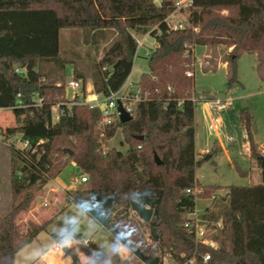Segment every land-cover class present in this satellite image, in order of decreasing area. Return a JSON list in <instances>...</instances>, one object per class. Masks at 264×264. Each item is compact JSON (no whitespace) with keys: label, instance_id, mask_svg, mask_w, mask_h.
I'll list each match as a JSON object with an SVG mask.
<instances>
[{"label":"trees","instance_id":"1","mask_svg":"<svg viewBox=\"0 0 264 264\" xmlns=\"http://www.w3.org/2000/svg\"><path fill=\"white\" fill-rule=\"evenodd\" d=\"M175 1L162 0L157 5L153 0H0V109L9 111L15 124L4 131L0 128V138L10 149L12 197L23 196L0 217V264H7L3 245L13 257L44 230L46 224L28 225L20 234L16 217L33 203L31 190L47 186L69 162L78 169L75 174L80 182L86 180L66 193L67 201L77 204L101 229L122 232L131 255L141 263L161 264L159 257L144 255L139 249L146 238L136 219L111 221L117 210L130 209L131 201L153 211L147 223L149 239L159 245L161 256L181 264L192 257L196 264H264V184L226 188L227 204L220 211V224L206 226L208 240L215 247L196 244L192 232L183 227L196 198L210 197L211 190H217L186 192L196 189L194 172L199 166L194 140L195 101L199 99L193 87V50L225 48L230 90L237 82L239 57L264 55V0H193L189 26L184 30H174L166 23ZM64 30L79 33L83 44L94 51L102 50L91 71V88L103 98L120 91L132 73L137 47L134 35L156 39L147 59L149 73L135 84L139 99L129 104V122L120 123L113 114L110 126L97 129L101 110L87 105L72 107L52 121L51 107L65 101L66 80H50L39 68L42 61L61 57L60 33ZM108 34L115 41L104 47ZM187 72L193 75L186 76ZM82 77L74 73V78ZM250 120L246 111L227 110L222 116L223 137L233 131L242 133L238 145L244 143L250 160L259 166L261 150L251 136ZM119 131L126 150L103 152L102 142ZM136 136L142 140H135ZM15 142H26L28 147L21 149ZM2 232L9 240L1 237ZM69 233L81 241L79 235ZM77 247L89 259L86 264H120L117 253H103L90 240L87 248ZM206 254L209 260L204 263ZM65 257L70 264L78 261L73 249Z\"/></svg>","mask_w":264,"mask_h":264},{"label":"rangeland","instance_id":"2","mask_svg":"<svg viewBox=\"0 0 264 264\" xmlns=\"http://www.w3.org/2000/svg\"><path fill=\"white\" fill-rule=\"evenodd\" d=\"M188 12L181 16H176V20L185 21ZM225 13V12H224ZM136 40H142V46L136 49L132 73L124 84L126 91L129 86L135 87L142 74L149 73L147 66V52H151L156 47V39L148 34L142 36L135 34ZM104 42L107 47L115 41V38L108 34ZM61 53L59 59H47L40 64V72L52 78L68 80L78 73L83 77L80 79L84 83L85 96L87 101H100L103 97L95 95L91 88L92 68L102 56V50L94 51L91 47L84 45L81 35L64 30L60 33ZM194 78L193 87L199 101L195 104V150L208 151L206 157L198 161L195 169V181L198 184L195 188L207 191L209 187H216L211 190L210 197L196 198L195 209L197 219L200 224L208 223L220 224V211L227 204L225 199L226 188L242 186H260L262 177L259 166L254 160H250L246 145H238L239 137L242 133L233 131L230 137L234 139V144L227 146L220 134H209L206 116L204 117L203 101L207 97L216 96L219 99L229 97L238 113L246 111L251 118L250 133L257 146L264 150V55L242 54L236 62L237 82L228 90L226 86L227 71L224 65V58L227 51L223 47L215 50L206 47H195L194 50ZM60 82V81H59ZM61 83V82H60ZM14 119L9 111H0V128L4 131L14 128ZM103 125L99 123L97 129ZM121 132L109 141L102 142L103 152L116 148L126 150V145H121ZM224 143L225 150L220 148V141ZM17 147L20 144L15 142ZM264 156V151L260 152ZM10 149L0 138V217L23 200L21 197H12L10 189L11 163ZM76 167L73 162H69L62 172L50 183L43 187H34L31 194L35 196L27 212L20 213L16 217L15 226L20 234L25 233L28 225L46 224L44 230L28 245L21 248L15 256L3 245L7 264H50L52 260L58 258L57 253H53L52 246L56 240L63 241L65 252L73 249L77 256L76 264H86L89 260L78 249L79 241L74 239L69 231L74 235H79L81 240H90L94 245L106 254H115L120 258V264H143L131 255L128 249V240L122 232L111 233L101 229L96 222L75 203L68 202L66 193L73 192L81 183L80 177L76 176ZM53 187L57 190V195L49 189ZM215 195L216 199L211 201ZM46 204V206H44ZM134 217L139 224L141 232L145 236V243L139 249L144 255L161 257L159 245H155L149 239V228L146 223L139 220L130 209H120L113 215L111 221L118 222L121 219ZM2 238L9 240V235L1 233ZM56 239V238H55ZM6 239L4 244H7ZM126 249V254L120 255L116 249L119 247ZM2 254V252L0 251ZM164 255V254H163ZM43 256V257H42ZM65 259L63 260V262ZM71 263V261H70Z\"/></svg>","mask_w":264,"mask_h":264},{"label":"built area","instance_id":"3","mask_svg":"<svg viewBox=\"0 0 264 264\" xmlns=\"http://www.w3.org/2000/svg\"><path fill=\"white\" fill-rule=\"evenodd\" d=\"M193 0H176L174 2V10L168 15L166 23L167 26L174 30H184L186 29L188 24V18L185 21L176 20V16H181L185 11H189V9L192 7ZM188 14V13H187ZM188 17V15H187ZM136 49L138 47L142 46V40H136ZM147 56H149L150 52H145ZM16 73H21L19 69H15ZM193 75L192 72H187L186 76L191 77ZM130 90L126 91V89L123 87L120 91H118L116 94L111 95L110 97L103 98L100 101L93 100L92 102L87 101V98L85 94L83 93L84 89V83L80 79L77 78H70L66 80L64 89L66 90V97L65 101L63 103H58L54 106H52V121L56 122L60 118V116L65 115L68 111L72 109V107L76 106H83L87 105L90 107V109L99 108L102 113L101 118V124L102 127L110 126L113 122V114L116 115L118 118V114L116 112L117 107L116 103L119 100L122 103V106H124L125 111L130 115L132 111V106L129 104L134 103L139 99V91L133 87L129 86ZM18 97H20V94H18ZM198 101H195V104ZM128 103V104H127ZM204 107L206 106L207 110V121L209 122L208 125V132L209 134H220L222 139L226 143L234 141L232 137L224 136L223 137V128H224V121H222L223 113L226 112L229 109L234 108L233 101L229 97H224L222 99H219L215 97L212 100H206L205 102H202ZM0 111H4L0 109ZM17 144H20L21 149H25L28 147V144L26 142H17ZM86 178L81 179V183H84ZM187 194L190 193H200V190H186ZM211 201L215 200L216 197L213 195L211 197ZM46 206V204H44ZM197 210L194 207V211L190 213V215L185 220L183 227H185L190 233L192 232L195 243L200 244L207 247H215V244L213 241L208 240V231H207V225L200 224V222L197 219ZM77 245H80L81 247L87 248L88 240H81L77 242ZM53 253H57L59 258H64V252H65V245L63 244V241H55V243L52 246ZM183 258V256H181ZM161 264H181L180 262L172 261L168 255H163L159 257ZM209 260V255L206 254L202 257V262L207 263ZM182 264H196L194 261V257L184 261Z\"/></svg>","mask_w":264,"mask_h":264},{"label":"water","instance_id":"4","mask_svg":"<svg viewBox=\"0 0 264 264\" xmlns=\"http://www.w3.org/2000/svg\"><path fill=\"white\" fill-rule=\"evenodd\" d=\"M116 107H117V114H118V120L120 123H126L129 122L131 120V116L125 111L124 106H122V103L118 100L116 103ZM135 140H142V136H136ZM157 163V165H160L161 162L159 160V158H157V156L154 154L153 157ZM258 162H259V169H260V173H261V177H262V183L264 184V156H259L258 158ZM76 171H78V169H76ZM130 210L133 211V213L135 214V216L143 221L144 223H149L152 215H153V211L142 206L140 203H136L131 201L130 202Z\"/></svg>","mask_w":264,"mask_h":264},{"label":"crops","instance_id":"5","mask_svg":"<svg viewBox=\"0 0 264 264\" xmlns=\"http://www.w3.org/2000/svg\"><path fill=\"white\" fill-rule=\"evenodd\" d=\"M153 1H155V3H156L157 5H160V3L162 2V0H153ZM202 110H203V112H204V117L207 116L206 106L203 107ZM194 114H195V112H194ZM194 139H195V132H194ZM220 148H221L222 150H225V146H224L223 140H222V142L220 141ZM260 150H261V151H264V150L261 149V148H260ZM208 154H209V152H208L207 150H206V151H203V152H202V151L197 152V151L195 150V157L197 158V160L206 157V155H208ZM262 184H263V183H262ZM196 186H198L197 183H196ZM50 191L54 192L53 195H57V190H56L55 188L51 187V188L49 189V192H50ZM54 240H58V239H55V238H54ZM42 257H43V256H42ZM64 259H65V261L63 262ZM50 264H70V258H59V257H58L57 259L52 260V262H51Z\"/></svg>","mask_w":264,"mask_h":264},{"label":"clouds","instance_id":"6","mask_svg":"<svg viewBox=\"0 0 264 264\" xmlns=\"http://www.w3.org/2000/svg\"><path fill=\"white\" fill-rule=\"evenodd\" d=\"M133 232H132V230L131 229H129V234H132ZM116 251L120 254V255H124V254H126V249L124 248V247H119V248H117L116 249Z\"/></svg>","mask_w":264,"mask_h":264}]
</instances>
